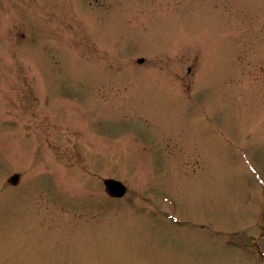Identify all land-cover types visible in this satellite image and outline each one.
<instances>
[{
  "label": "rangeland",
  "instance_id": "obj_1",
  "mask_svg": "<svg viewBox=\"0 0 264 264\" xmlns=\"http://www.w3.org/2000/svg\"><path fill=\"white\" fill-rule=\"evenodd\" d=\"M0 264H264V0H0Z\"/></svg>",
  "mask_w": 264,
  "mask_h": 264
},
{
  "label": "water",
  "instance_id": "obj_2",
  "mask_svg": "<svg viewBox=\"0 0 264 264\" xmlns=\"http://www.w3.org/2000/svg\"><path fill=\"white\" fill-rule=\"evenodd\" d=\"M140 61H142V59ZM17 179H18L17 175L12 177V182L15 183ZM105 185H106L108 192L111 195L118 197V198L123 197L127 192L126 186L121 181H118V180H112V179L106 180Z\"/></svg>",
  "mask_w": 264,
  "mask_h": 264
}]
</instances>
